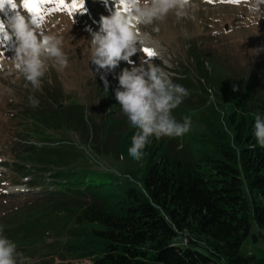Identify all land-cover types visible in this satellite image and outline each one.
I'll return each mask as SVG.
<instances>
[{"label": "rangeland", "instance_id": "1", "mask_svg": "<svg viewBox=\"0 0 264 264\" xmlns=\"http://www.w3.org/2000/svg\"><path fill=\"white\" fill-rule=\"evenodd\" d=\"M72 2L64 0L65 4ZM193 5L188 16L177 18L170 13L163 22L139 26V31L147 34L142 49H151L154 56L148 57L140 50L131 60L137 66L142 61L145 67L148 63L159 66L173 83L185 87L189 95L173 110V115L177 121L182 122L186 116L192 120L191 130L182 137H152L139 161L127 151L136 130L129 126L115 100V77L128 65L120 62L119 67L104 73L97 72L90 61V33L98 31L100 17L113 10L112 0H83V9L78 8L71 15L63 9L49 12L54 5L45 4L39 28L61 40L69 65L60 71L51 59L46 60L39 88H34L15 67L11 59L14 41L0 32V225L14 222L20 208L31 198L29 172L25 171L28 165L19 166L14 161L25 151L21 146L24 140L42 150L38 154L47 159L69 160L71 156L61 154L68 147L94 170L118 177L138 170L142 175L150 153L155 158L165 146L168 153L183 154L190 148L196 149L199 145L194 143V136L207 134L208 120L216 121L217 115H225L231 107L237 112L235 96L246 92L247 97L264 101V51L255 53V49H264V18L258 20L250 14L241 0H193ZM17 11L21 9H12L5 3L0 9V23L9 22ZM22 14L31 21L29 13ZM201 73L216 82L210 87L205 85L206 78ZM101 74L106 75L107 91ZM32 96L39 100L37 107L30 105ZM31 108L57 110V114L53 111L49 116L55 123L59 120V124L51 128L37 125L27 117L26 110ZM63 122L69 128L60 124ZM30 189L34 193L39 190ZM63 243V238L57 236L28 246L19 245L23 249L17 247L22 253V264H92V260L65 250ZM240 254L254 256V261L261 259L264 263L263 226L252 222Z\"/></svg>", "mask_w": 264, "mask_h": 264}, {"label": "trees", "instance_id": "2", "mask_svg": "<svg viewBox=\"0 0 264 264\" xmlns=\"http://www.w3.org/2000/svg\"><path fill=\"white\" fill-rule=\"evenodd\" d=\"M203 77L209 87L216 82ZM234 99L237 112L208 120L207 134L194 136L196 149L150 153L142 175L94 170L68 147L61 154L69 160L47 159L24 140L14 161L28 165L31 198L2 224L4 235L19 249L59 236L65 250L92 264H264L240 254L252 222L264 227V147L253 135L264 101L246 92ZM53 111L26 114L51 128L59 124Z\"/></svg>", "mask_w": 264, "mask_h": 264}, {"label": "clouds", "instance_id": "3", "mask_svg": "<svg viewBox=\"0 0 264 264\" xmlns=\"http://www.w3.org/2000/svg\"><path fill=\"white\" fill-rule=\"evenodd\" d=\"M5 3L21 11H17L9 22L0 23V32L14 41L11 59L15 67L34 88H39L46 71V60L51 59L63 71L69 65L68 57L56 35L34 26L22 14L27 12L23 0H0V9ZM112 3L113 10L109 15L100 17L98 31L90 33V61L97 72L103 70L104 73L119 67L120 62L128 65L115 77L118 81L115 100L129 126L136 130L127 151L132 159L139 161L152 137H182L192 126L190 117H184L181 122L173 115V110L189 95L188 90L173 83L159 66L148 63L145 67L143 61L137 66L131 60L134 54L143 50L147 35L139 31V26L163 22L170 13L177 18L188 16L194 5L193 0H112ZM241 3L258 20L264 18V0H241ZM122 5H126L127 11ZM259 51L264 49H255V53ZM100 79L107 91L106 75L101 74ZM29 102L32 107L39 105L35 96L30 97ZM253 135L256 143L264 147V115H256ZM0 264H22V253L17 244L4 235L3 225H0Z\"/></svg>", "mask_w": 264, "mask_h": 264}, {"label": "snow or ice", "instance_id": "4", "mask_svg": "<svg viewBox=\"0 0 264 264\" xmlns=\"http://www.w3.org/2000/svg\"><path fill=\"white\" fill-rule=\"evenodd\" d=\"M228 2L239 3L240 0H228ZM45 4L54 5L53 8L48 9L49 12L63 9L68 11L70 15L73 11H75L78 8L83 9V0H79V3H77V0H73L72 4L70 5L65 4L64 0H23V7L31 15V21L33 25L36 27H39L40 24L43 22ZM122 6L124 7V10L127 11L126 5H122ZM143 51L148 57L154 56V52L151 49L145 48L143 49Z\"/></svg>", "mask_w": 264, "mask_h": 264}]
</instances>
